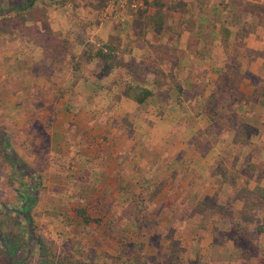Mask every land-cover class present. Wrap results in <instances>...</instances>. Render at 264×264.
<instances>
[{
    "label": "rangeland",
    "instance_id": "374dc122",
    "mask_svg": "<svg viewBox=\"0 0 264 264\" xmlns=\"http://www.w3.org/2000/svg\"><path fill=\"white\" fill-rule=\"evenodd\" d=\"M28 1L0 0V229L15 242L10 262L25 250L24 221L15 209L28 178L7 157L9 149L38 182L29 210L33 230L59 253L73 250L77 258L98 264L201 263L195 247L185 250L177 234L188 225L200 229L212 223L224 232L207 235L212 242L232 244L235 226L245 231L244 242L252 241L249 254L234 241L231 248L226 245L227 264H264V230L255 232L264 220V0L149 2L155 9L172 4L185 10L182 17L191 24L201 16L211 24L246 27L237 31L240 38L245 30L261 36L260 51L251 56L263 58L259 72L238 75L231 87L227 75L202 68L211 59L192 68L180 59L202 54L194 46L197 37L207 52L212 32L189 39L178 33L186 49L170 48L169 57L148 42L157 41L155 36L130 30L120 20L123 28L117 25L108 40L114 57L136 58V64L160 59L158 66L171 69L185 89L170 83L160 106L152 100L156 89L133 106L124 95L129 72H108L94 57L85 60L101 44L85 22H92L85 0H32L21 8ZM143 4L148 7V0ZM96 6L100 13L106 8ZM110 7L111 16L137 12L123 3ZM142 18L137 13L135 21ZM226 56L229 70H239ZM171 58L179 59L174 64ZM211 96L223 124L204 114ZM134 172L145 186H117ZM221 259L215 262L224 263Z\"/></svg>",
    "mask_w": 264,
    "mask_h": 264
},
{
    "label": "crops",
    "instance_id": "0c3cea01",
    "mask_svg": "<svg viewBox=\"0 0 264 264\" xmlns=\"http://www.w3.org/2000/svg\"><path fill=\"white\" fill-rule=\"evenodd\" d=\"M85 1L86 4L89 6L86 7L87 9H89L87 12H91L92 15V22L88 23V21H90L91 19L85 22L91 29L90 30L91 36L94 35L95 39L98 40L99 43H107L109 37L111 36V33L117 30V25L121 26L122 29L123 20L125 21L124 24L129 25L127 28H129L130 30L134 29V31H141L145 34L146 37L151 35L155 36L157 38V41H155L157 42V44L151 41L150 39H148V42L150 44H154V46H157L155 50L159 48L161 50L164 49L165 52H168L170 48L181 47L182 49H184V43H186V41L185 40L182 41V40L185 38L181 39L178 36V33L186 32L187 37L189 39V37H194V36L197 37V34L199 32H210V33L212 32L211 35L215 39L214 41L207 43V47L209 48L207 52L203 51L205 44L204 45L201 44L199 37H197V42L194 44V46L197 47L198 49L200 48L202 54L196 58H180L182 60H185V62H187L189 68H192L195 65L205 63L204 62L205 59H211L210 62L211 67L208 65H203L202 68L207 69L209 74L210 73L214 74V71L210 69H215L219 74L221 73V71L225 69V63L227 61L226 60L227 53L229 55V58H234L236 62L235 65H238V68L241 70L240 71L241 75L256 74L259 72V69L262 66L263 58L259 56V53L254 57H251L253 52L255 53L260 51L261 36L256 38L252 32H248L247 30H245L246 34L245 36H243V38H240L239 35L237 34V31H242L243 29H246V27L243 28L241 26H237L234 24L229 25L227 23H223V21L221 23H219L218 21H214L212 24L208 21L210 23L209 24L206 20L201 18V16L197 17L196 24H191L189 21L185 20V18L182 17L185 10L183 9L175 10L176 8L175 6H172V4H165L163 6H158L155 9L154 6H152L151 8L150 5L152 3L148 2L149 4L148 7L146 8L143 7L144 6L143 4L142 6L137 8V12H130L125 10L113 11L111 16L109 13L112 7H110L111 3L109 2V0H85ZM186 1L188 0H182V2H186ZM99 3L102 5L104 4L106 5V8L104 7L101 13L100 10H97V6H96ZM117 3H118L117 1L114 2V4ZM87 12H85V14ZM106 13L107 15H105ZM126 13L129 14L130 17L125 16ZM137 13L142 15L143 17L142 21L139 22L135 21ZM93 15L95 16L94 18ZM174 15L176 16V18H174L175 17ZM179 15L181 16V18ZM233 19H235V17ZM120 20H122L121 23ZM78 25L81 28L83 26V24H78ZM196 25H197V29L195 27ZM193 28H194V32L197 31V33L194 35L193 33H191L193 31ZM109 43L111 42L109 41ZM122 45H124V43H121V46ZM197 51L199 52V50ZM169 55L172 54L169 53ZM117 59L118 60L121 59V63H125L128 65L132 62H134L135 64L137 61L136 58H117ZM152 59L153 58H151V60ZM177 59L179 58L173 59L175 62L174 64L178 62ZM119 70H121V75L127 74L128 72L125 65H121V67L119 65L113 66L110 69H108V72L119 71ZM245 80L247 81V79L243 76L242 81ZM164 87H165L164 85L161 86V89H163ZM149 89H156V88L150 86ZM125 100H127V102L129 103H133L132 104L133 106L138 105L134 100L127 98L126 95H125ZM137 163L140 165L141 161L137 160ZM133 170L134 171L136 170V166L133 167ZM149 181H151V178L149 179ZM146 184L147 183L141 177L137 176L136 173L134 172L133 178L129 177L127 180H124L123 183L117 184V186L134 185V186L142 187L145 186ZM254 185L255 183L252 185V187ZM191 218H193V215H190V219ZM199 228L200 229L188 225L186 229L184 230L181 229L180 232L177 234L178 239L181 242L183 241L186 243L183 244L185 250L188 251L191 250L192 247H195V251H197L200 254V257L203 258L201 263L207 262L209 264H220L218 262L217 263L215 262V261H219L220 257H222L221 260L224 263H227V259L229 257L228 247L231 248L233 244L232 240L230 239L232 244L231 243L224 244L223 241L212 242L211 236H207V235L224 233L221 231L222 228L216 227L215 224L212 223H207L206 225L202 224L199 225Z\"/></svg>",
    "mask_w": 264,
    "mask_h": 264
},
{
    "label": "trees",
    "instance_id": "16d2710c",
    "mask_svg": "<svg viewBox=\"0 0 264 264\" xmlns=\"http://www.w3.org/2000/svg\"><path fill=\"white\" fill-rule=\"evenodd\" d=\"M32 0L28 1V4H20L21 8H24L28 6ZM148 2H152V0H148ZM115 47L107 42V43H101L100 45L96 46L94 50L90 51L86 54L85 60H89L90 57H94V59L97 60V62L103 66L104 69L108 70L113 66H118V65H125L127 68V71L131 75V85L128 84L127 88V93L125 94L128 98L134 100L138 105H141L146 101V97L151 95L153 90L146 88L140 84H143L144 82H149L151 83V86L156 88L157 95L155 97H152L153 102L159 101L161 99L166 100L170 92V83H173L175 89L180 90L182 92H185V89L181 88L179 83L174 79L173 72L171 69L169 70H163L162 67H159L158 64L160 62V59L158 60H151L150 62L146 59H142L141 62L135 63L132 62L129 65L125 63H121L120 60L114 57L115 53ZM165 56L172 57V55L167 54L165 51L162 52ZM175 59V58H171ZM175 63V62H174ZM232 65H227L225 63V69L221 71L218 75H227V79L225 84L229 87L232 85V81L236 80L238 78V75L241 76L240 69L239 70H229ZM238 69V68H237ZM229 70V71H228ZM133 83V84H132ZM165 86L163 89H161V86ZM210 100H208L209 103L203 104V111L204 114L209 117L211 120H214V117L216 118L215 120L223 124L220 120L219 115L217 116L216 113V102L213 96L210 97ZM219 99L216 98V100ZM161 104H159L160 106ZM4 141H7L6 138H4ZM5 145L8 146V143L5 142ZM10 148V147H9ZM7 157L13 162L14 164L17 165L19 170H23V173L27 176V189H23L21 191H18L17 194L19 197H21V202L18 208L15 209L19 214H21V219L24 221V237L23 241L25 244V250L22 253H17L19 256H16L15 261H11L12 259L11 254L12 251L10 249V244L15 243L11 236H9L7 233L1 232L2 230L0 229V245L3 247L2 251L4 254L5 261L2 264H9V263H14V264H25V262L28 260L29 257L34 256L33 258V264H98L95 263L91 260L89 261H84L80 258H77L74 256L73 250L68 251L66 250L65 252L59 253L57 249L55 248L53 242L51 240H48L46 238L41 237L38 234H35L33 230V226L31 225L32 219H31V214L29 213V210L31 206L34 204L35 199H36V188H37V180L34 176H29L28 174L30 171L25 168L24 164L21 163L14 151L9 149L7 151ZM3 207L2 205H0ZM264 225V220L263 222L258 223L255 225V232H262L264 230L263 228ZM240 227H234V231L232 230V235H231V240L232 242L234 241L236 245L240 247L241 253L243 254H249V251L252 249L250 247L252 241L244 242L245 237V231L244 230H239ZM231 230V228H230ZM247 241V240H246ZM233 242V243H234ZM9 243V244H8ZM14 245V244H13ZM12 246V245H11ZM21 254V255H20ZM189 264H209V263H189ZM227 264V263H224Z\"/></svg>",
    "mask_w": 264,
    "mask_h": 264
},
{
    "label": "built area",
    "instance_id": "2783aa9c",
    "mask_svg": "<svg viewBox=\"0 0 264 264\" xmlns=\"http://www.w3.org/2000/svg\"><path fill=\"white\" fill-rule=\"evenodd\" d=\"M117 1L120 6L121 4H125L129 9H137L139 6L143 4L145 0H109L110 3ZM123 1V2H122Z\"/></svg>",
    "mask_w": 264,
    "mask_h": 264
}]
</instances>
